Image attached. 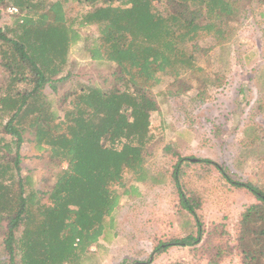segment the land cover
<instances>
[{
  "label": "trees",
  "instance_id": "trees-1",
  "mask_svg": "<svg viewBox=\"0 0 264 264\" xmlns=\"http://www.w3.org/2000/svg\"><path fill=\"white\" fill-rule=\"evenodd\" d=\"M254 3L264 0H0V19L6 6L18 9L10 24L0 23V264L95 258L122 196L139 195L138 183L165 182L145 165L150 117L158 110L153 91L169 77V94L196 88L202 96L214 81L195 54L225 48ZM78 6L84 9L71 15ZM74 25L94 26L96 33L82 37ZM207 38L213 43L201 46ZM77 41L90 60L117 70L100 83L73 81L68 55ZM250 79L264 94V77ZM25 142L54 170L46 188L35 186L34 168L24 165ZM164 152L176 157L169 175L189 229L166 241L154 238L145 261L118 264H149L170 247H186L205 264L232 255L239 264H264V184L236 180L212 159L181 156L169 145ZM212 168L254 198L231 230L224 221L205 225L198 214L204 198L191 179Z\"/></svg>",
  "mask_w": 264,
  "mask_h": 264
},
{
  "label": "rangeland",
  "instance_id": "rangeland-1",
  "mask_svg": "<svg viewBox=\"0 0 264 264\" xmlns=\"http://www.w3.org/2000/svg\"><path fill=\"white\" fill-rule=\"evenodd\" d=\"M6 8L0 23L8 25L13 18ZM83 9L78 6L69 13L74 16ZM74 27L82 37L96 33L94 26ZM236 28L235 37L222 50L214 47L195 54L197 62L214 81H207L209 84L202 87V96L196 88L183 95L169 94L166 91L171 81L169 77H164L153 91L158 110L150 117L153 138L145 165L162 174L165 182L153 186L138 183L139 195L122 196L119 207L112 214L114 228L102 240L103 247L95 258L85 264H118L124 258L130 262L145 261L152 251L154 238L166 241L188 231V227L182 226L184 211L175 207L177 198L169 174L176 157L164 152L167 145L181 156L212 159L227 167L236 180L264 184V94L260 91V82L250 79L251 75L264 77V4L254 3L236 23ZM200 43L207 47L213 39L207 38ZM82 45V41H77L69 50L73 81L100 83L102 76L117 70L112 64L90 60L82 52ZM41 153L32 143L22 145L24 165L34 168L35 186L46 188L53 182L54 170L49 169L46 155L43 160L38 159ZM202 169L200 167V172L204 173ZM129 177L125 178L131 183ZM191 181L204 198L198 214L205 225L224 221L231 230L239 213L254 201L250 192L231 186L213 168L209 174L192 177ZM175 262L205 264L192 259L186 247H170L149 264ZM220 264L239 262L237 256L232 255Z\"/></svg>",
  "mask_w": 264,
  "mask_h": 264
},
{
  "label": "built area",
  "instance_id": "built-area-1",
  "mask_svg": "<svg viewBox=\"0 0 264 264\" xmlns=\"http://www.w3.org/2000/svg\"><path fill=\"white\" fill-rule=\"evenodd\" d=\"M6 10L10 14H14V13H17L18 12V9L15 6H12V5L8 6L6 8Z\"/></svg>",
  "mask_w": 264,
  "mask_h": 264
}]
</instances>
